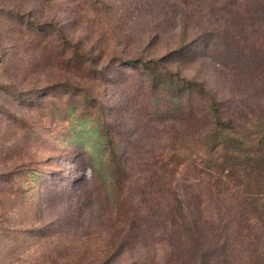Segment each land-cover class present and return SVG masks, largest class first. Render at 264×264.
<instances>
[{"label": "rangeland", "instance_id": "rangeland-1", "mask_svg": "<svg viewBox=\"0 0 264 264\" xmlns=\"http://www.w3.org/2000/svg\"><path fill=\"white\" fill-rule=\"evenodd\" d=\"M130 58L192 83L182 111ZM209 101L264 107V0H0V264H263V221H232L186 167L177 214L150 178ZM109 138L130 159L117 216Z\"/></svg>", "mask_w": 264, "mask_h": 264}, {"label": "trees", "instance_id": "trees-1", "mask_svg": "<svg viewBox=\"0 0 264 264\" xmlns=\"http://www.w3.org/2000/svg\"><path fill=\"white\" fill-rule=\"evenodd\" d=\"M166 61H160L159 68L155 67L154 61L150 59L130 58L126 64L141 66L150 81L156 80L162 86H166L171 97L169 101L175 105L171 110L180 112L183 105L182 93L193 91L192 83L177 74H172ZM197 89L199 90L198 87ZM191 106L188 110L194 113L195 110ZM261 107L251 112L245 121L238 122L231 113L227 114L220 109V104L216 101H209L205 105L203 115L207 126L205 131L183 134L188 146L182 149L162 148L154 154L153 162L150 164L152 168L150 178H154L156 192L170 201L172 210L182 214L183 201L180 195L172 190L171 182L178 174V170L186 167L192 174L193 182H196L195 186L200 188L199 192L214 195L223 202L226 211L236 210L230 218L232 221L238 220V225L247 221V228L255 223H250L253 220L264 222V107ZM194 143L200 147L199 154L192 151L196 148ZM105 144L113 185L112 193L115 192L111 200L106 199L111 212H117V216L127 206L122 203L120 185L127 181L123 176L130 159L126 155L123 156L122 151L115 149L111 138L107 139ZM194 183L189 187H194ZM127 202L130 203L128 198ZM193 224L191 222L187 225L189 236L193 235V231L196 232ZM262 262L264 264V257ZM257 263L255 260L252 264Z\"/></svg>", "mask_w": 264, "mask_h": 264}]
</instances>
